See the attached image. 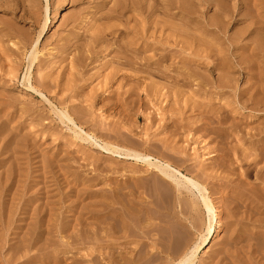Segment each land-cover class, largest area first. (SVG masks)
<instances>
[{"label": "bare ground", "instance_id": "bare-ground-1", "mask_svg": "<svg viewBox=\"0 0 264 264\" xmlns=\"http://www.w3.org/2000/svg\"><path fill=\"white\" fill-rule=\"evenodd\" d=\"M72 1L84 2V0ZM91 1L94 5L100 1V6L97 4L94 7L99 12H103L100 10L103 9L106 2L102 1L105 0ZM232 1L114 0L113 5L102 14L107 20L106 23L92 26L90 22L89 28L81 27L85 19L84 11H81L65 20V28L70 27V29L64 38H60L65 46L62 44L59 49L66 54L62 59L69 60V68L66 69L68 65L63 68V72L68 71L64 76V83L61 77H53L52 65L42 61L39 56L41 40L49 34L52 25L49 16L50 7L46 6L45 16L38 25L39 31L36 37L34 36L33 39L29 37L30 40L28 39L23 51V62L27 58L26 87L29 91L42 96L51 106L56 119L79 143L77 153L84 157L70 155L71 153L64 150L62 154L66 152L67 157L60 158L62 161L70 160L72 163V160L83 159V162L94 167V171L103 172L104 175L106 172L126 177L124 184L117 182L116 179L109 183L111 187L103 197L105 201H100L105 211L92 209L91 206L95 202L92 199L90 204L87 203L89 205H82L83 203L77 200L78 203L71 202L68 206L73 213L64 217L60 225L57 222L59 228L57 231L60 230L62 234L72 230L69 235L72 242L92 245L89 248L90 254H86L88 251L79 253L86 254L85 258L88 257L84 260L82 258L80 264L81 262L94 264L96 259L95 256V259L93 257L94 253L107 254V264H250L255 251H262L261 254L264 252V7L259 8L256 2L253 4L250 0L234 1L233 4ZM3 4L7 6L8 2L0 0V8L4 7ZM251 6L255 9V14L251 12ZM209 9L214 10L212 15L207 16L205 10ZM160 14L163 17H160ZM115 21L119 22L118 25ZM172 21H177L179 24ZM235 24L240 28L237 27L232 34H229ZM13 28L10 24H4L0 28V46L2 44L5 46L0 47L2 48L0 62L3 57L4 60L10 59L12 54L15 56L14 50L10 49L9 45H5L8 43L7 40L1 39L15 35L20 36V39L26 38L27 33L17 32ZM80 30L83 32H79ZM15 43L13 42L12 46L17 48L19 45ZM20 49L21 47H18L17 50ZM100 55L102 60H107L96 74H88L89 65L100 59ZM13 58L16 60L15 57ZM0 67L2 69L3 65ZM10 69L12 75V67ZM48 69L50 71L42 74L44 76L40 81L38 79V82H35L39 83L42 90L47 91L46 93L52 91L53 85L54 91L58 94L73 93L72 99L77 100L76 104L70 107L66 100L57 99V96L46 98L39 89L40 86L39 88L38 85L34 86V70ZM242 71H246L249 78H246L245 87L242 86L240 89L238 82L241 80ZM96 80H99L98 84L92 87L90 92H85L84 90L91 87ZM105 93L108 95L103 97ZM98 104H101L100 109L111 112L112 120L114 117L118 120H110L107 123L108 118L110 119L109 113L105 121L95 119L96 113L93 110L98 108ZM81 117H88L89 120ZM248 118L252 120L249 122ZM253 118L257 119L253 120ZM141 119L146 122L142 127L139 124ZM244 125H248L249 128L243 127ZM134 137L139 138L141 142L134 140ZM23 139L21 144L24 142L25 147L28 140ZM212 143H215L214 146ZM13 144L12 140L6 142L0 150V156H4L0 160V179L3 174L6 175L4 186H0L2 191L0 223L6 217L9 226L16 211L22 212L24 221L33 220L35 217L36 222L34 228L30 225L33 231L30 238L24 241L27 243H23L20 239L21 245L16 246V250L12 247L14 250L12 251L10 248L14 252V257L9 256L10 259L1 260V263L14 264L15 257L19 258L20 253L22 258H25L20 264H33L40 258H37L38 255L36 256L35 253L33 255L36 257L28 256L30 248L34 247H31V238L36 237L34 241L39 242L43 237L42 234L53 237L52 233L56 227H53L52 220L46 217L51 216V211L48 210H51L50 206L55 202L50 201L52 196L49 195V191H45L41 199L29 196L18 210L16 208L13 210L12 206L6 204L7 201L3 196L7 195L15 179L10 169L20 159L18 156L20 142H17L15 147ZM86 144L99 148L101 156L132 161V167L119 164L112 166L110 162V166L102 167L101 165L104 164L100 163V156L96 158L87 153L83 147ZM191 145L198 146L193 148L192 154ZM47 159L40 160L38 166L37 172L41 173L38 175L41 178L53 167L51 165L55 168L61 166L58 157L50 156ZM4 164H9L7 170L3 167ZM235 165L244 168L243 173L240 172L242 177L254 178V184L247 186H251L250 189L242 186L240 183L243 181L242 177L240 178L242 181H239L240 184L237 183L239 186L236 187L232 185L230 177L226 176L225 173L237 171ZM64 172L68 173L66 170ZM92 179L80 180L83 187L87 184L85 187L87 194L91 191L89 187L94 183ZM99 179L101 181V176ZM67 180H65L66 184ZM210 181L212 186L209 190ZM28 190L30 189L24 190L22 195L24 198ZM224 190H229L230 197H227L226 201L222 198L224 200L222 208L227 210L234 222L230 224V233L227 229L226 233L229 235L226 237V234V238L222 239L219 250L215 254L213 252V259L218 257V261L214 262L216 259H212L213 261L209 263L201 262L197 254L203 246H208L222 229L223 220L221 221L220 210L216 204L218 201L215 202L214 195L221 194ZM80 192L79 187H73L70 193L81 198ZM39 200L42 202L40 207L44 208L40 213L39 207L32 209L33 204ZM83 200L87 201L86 198ZM242 208L246 209L244 210L246 213L240 214ZM247 209H251L249 213ZM252 213H256L259 217L255 219ZM188 221L192 228L200 233L195 241L189 238L191 232H187L188 227L185 224ZM11 222L13 224V220ZM93 223L96 227L92 226V228L90 225ZM103 224L106 225L105 236H102L103 232H101L104 230ZM21 235L23 236L20 234L18 237ZM45 239L43 237V240ZM69 241L67 239V242L59 245L66 248L65 254L74 250L70 248L75 244ZM57 242L55 240L54 243ZM34 243L33 245H37ZM47 243L49 246L52 245L50 238L47 239ZM62 256H57L60 257L59 261ZM66 258L70 259V257ZM46 261L47 259H42L37 262L46 264ZM77 261L74 260V264L79 262ZM53 262L55 261L52 260Z\"/></svg>", "mask_w": 264, "mask_h": 264}, {"label": "rangeland", "instance_id": "rangeland-1", "mask_svg": "<svg viewBox=\"0 0 264 264\" xmlns=\"http://www.w3.org/2000/svg\"><path fill=\"white\" fill-rule=\"evenodd\" d=\"M6 1L8 2L7 6H6V4H3L4 7L0 8V28L3 27L4 24H10V26L11 27H14L13 29H15L17 32H21V33L24 32V33H27V35H26V38L24 37V38H21V39L19 38L20 36L17 37L15 34H14L15 36H12L10 38L8 37V39H10L9 41H11L12 43L13 42H16L15 44L16 45L17 44L19 45V46H17V48H15L14 46H12L13 44L11 42H9L7 38L6 39H1V40H7L6 42H8V43H6L5 45L6 46L9 45L10 49L12 48L14 50V52H15L14 55L15 56H13V54H12L11 57H10V59H4L7 64L3 60V58H5V57H3L1 59V62H0V66L3 65L2 69L4 68L2 70L1 67H0V150H1V147H3L6 142H10L12 140V142H14V144H15V145L13 144V147L16 146V143L17 142H20V144H19L20 145V152H19L20 155H18L20 157V159L18 161H16L15 164H13L12 167H11V169H10V171L12 173H14V175H15L14 178L15 179L13 180V184L10 186L8 192L6 193L7 195H9L11 193L12 196L9 195V197H7V195L4 194L3 198H4V200L7 201L6 204L9 207L12 206L13 210H15V208H16V210H18L22 206L23 202L25 200H27V198L29 196H30V198L31 197H35V198L37 197V198L41 199L43 197V193L45 191H49V193H50L49 195L52 196L51 197L52 200H50V201H54L55 204L50 206V209L51 210H48V211H51L50 212L51 213V216H47L46 218L51 219L52 220L53 227H56V228H54L53 233H52L53 234L52 236L54 238L51 237V236L49 237L47 234H42V235H43L44 239L46 237L50 238L52 245L51 246L48 245V243H47V239L48 238H46L45 240H43V237H42V239L40 240L42 242V244H41L40 241L39 242H35L34 241V239L36 237H34V238L32 237L30 244H31V247H33V246L34 247L33 248H30L31 251L29 252L28 256L30 255V256L36 257L38 255L37 258H40V260H42V259H45L46 260L47 259L46 264H49V263L50 264H55V262H56V264H59V263L60 264H63V263H65V264H72L73 263L74 264V262H73L74 260H75V262H76V260L79 261V262L77 261L78 263H75V264H80V261H82V258H83V260L84 259H88V257L85 258L86 257L85 255L86 254L87 255L90 254L91 251H90L89 248L92 245L91 244L90 245L89 244L88 245L87 244L86 245H81V244H79V242H76V243L72 242L71 241L72 239L69 238V235H71L70 232H72V230L69 231L68 233L64 232L63 234H65V235H63L62 232H60V230L57 231L59 229L57 227L58 223L60 225V222L62 221V219L64 217H67V216H69V215H71L73 213V212H70V209L68 208V206L71 204V202L78 203L77 200L81 201L80 203H83L82 205H84V204L85 205H89L90 202H91V199H92L93 201L96 202V205H94L95 202L92 201L93 202V206H91L92 209H94V210H104V207L100 205V201L101 200L102 201H105V198H103V197H105L104 195L106 194V192L108 190H110V187L111 186L109 187V185H110L109 183L112 182L111 180L115 181V179H116L117 182H119L121 184H124V182L126 181L125 180L126 177H122L120 175L119 176H116V175H112L111 173H106V172H105V175H104L103 172L94 171L93 170L94 167L92 165L90 166L85 161L83 162V159L72 160L74 163L73 162L71 163L70 160H64V161H62L60 159L62 157L63 158L67 157L66 152H64L62 154V152L64 150L67 151V153H71L70 155H74V156H78L79 155L80 156L81 154H78L77 153V151H78L77 150V147L79 146V143L75 139V137L73 136V134L68 129H66V127L59 120L56 119V117L52 113L51 106L47 102H45V100L42 98V96L37 95V94H35V93H33V92H31V91H29L27 89L26 83H25V74H26V71H27V58L23 62V59H24V57H23V53L24 52L23 51L25 49V45L28 44V41L30 40V38L33 39L34 36L36 37V35H37L38 31H39V26L38 25H40L41 21H43V17L45 16L44 10L46 9V6L49 5V7H50L49 16L52 19V25H51L49 34L46 36L45 39H42L41 40V47H40V50H39V56L42 58V59L40 58L42 61H45L46 63H50L52 65L53 77H55V78L61 77L62 83H64L65 81L63 82V79H64V76L67 75L68 71L66 70L65 72H63V68L66 65L69 64V60L63 61L62 58H65L66 57V54H64L59 48H60V46L62 44L65 46L64 41H62V40L60 41V38H64L68 34V29H70V27H68V28L66 27L65 28V24H64L65 23V20L67 18L73 16V15H77L81 11H84L83 17H85V19H84V22H83V24L81 26L82 28L83 27L89 28V23L90 22H91L90 24L92 26L93 25H96V26L103 25V24L106 23L107 20L102 17V14L104 12H106L113 5L114 0H105V1H102L104 3L105 2L107 3V4L105 3V5L103 6V9L100 8V9H102L100 11H103V12H99V10L97 8H95L97 6V4L100 6V4H99L100 1L97 4H95L96 6L93 4V2L91 0H84V2H75V1L73 2L72 0H6ZM234 1H242V0H233L231 3L232 4L235 3ZM252 1H253V4H255V2H256L257 3V6L259 8H263L264 7V0H250L251 3H252ZM81 3H84V4H81ZM239 4H241V3H239ZM253 4H251V5H253ZM8 5H10V6H8ZM104 7H106L105 8L106 10H104ZM5 8H7V9H5ZM252 8L253 7L251 6L250 7V10ZM213 10L214 9H212V10L211 9L205 10V12H207V16L212 15ZM175 12H177V11H175ZM251 12L254 13L255 12V9H252ZM128 15H131V14H128ZM160 17H163V16L160 14ZM34 20H35V22H34ZM115 22L117 23V24L116 23L115 24L118 25L119 22L118 21H115ZM172 23H176L177 24L178 22L177 21H172ZM132 24H133V22H132ZM233 27H234L233 30H230L231 32H229V34H232L234 32V30L237 29V27L240 28V26L238 24L237 25L235 24ZM82 30H80L79 32H83ZM17 41H18V43H17ZM0 47H5V46L2 44V46H0ZM18 47L19 48L21 47L20 51L17 50ZM224 47H225V45H224ZM1 49L2 48H0V50ZM15 50H17V51H15ZM18 51H19V53H18ZM49 53H52V55H49ZM238 53H241V51H238ZM1 54L2 53L0 51V55ZM16 55H19V56L16 57ZM13 57H15L16 60H14ZM11 60H13L12 62H14L13 65L11 63ZM105 60H107V59H103L102 60V56L100 55V59L98 58V60L96 62H94V63H92V64L89 65V67H88V70H89L88 71V74L89 73L90 74L91 73L96 74L97 71L102 66V64L105 62ZM3 62L5 64H2L1 65V63H3ZM17 63L20 64L21 66L18 65ZM14 65L16 67H14ZM11 67H12V71H13V72L11 71L12 72V75L9 72L11 70L10 69ZM15 68H17V69H15ZM68 68H69V65L67 66L66 69H68ZM49 71H50V69H48V70H42V71L34 70V74H33V77H34L33 78L34 79L33 80V84H34L35 87H37V85H38L37 88H39L40 85H39V83L38 84L36 83V82H38L37 80L39 79V81H40V78L42 76H44L42 74H46ZM16 72H17V74H16ZM73 72H75V70H73ZM242 72L243 73H242V76H241V80L238 82L240 89H242V86H244L246 84L245 83V81L247 80L246 78L247 77L249 78V75H248V73L246 71H242ZM85 78H87V77L85 76ZM154 79H155V81H159V80H156V78H153V80ZM98 82H99V80H96L95 82L92 83L93 85L91 87L87 88V90L85 89L84 91L85 92H90L91 88L92 87H95L98 84ZM82 83L83 82H81V84ZM53 87H54V85L51 87L52 88V91L50 93L49 92L46 93L47 92L46 90L43 91L42 88H41V86H40L39 89L45 94L46 98H49V97L52 98V97L57 96L58 97L57 99H64V100H66V103L69 106L72 105V104H76L77 100L76 99H72L73 93L71 94V93L66 92V93H59L58 94L57 91H54L55 90V87L54 88ZM62 95H63V98H62ZM107 95L108 94L105 93L102 96L104 97V96H107ZM77 105H79V104H77ZM100 106H101V104H98L97 105L98 108H95L93 110L96 113V116H94V117L98 121H101V120L102 121H105V119H107V117H109L111 115V112H106L104 109H100ZM40 117L42 118V121H41V118ZM81 118H83L84 120L87 119V121L89 120L88 117H85V118L84 117H81ZM144 119L145 118H143V120ZM256 119L257 118H253V120H256ZM110 120H112V116H110V119L108 118V121H106V122L108 123V122H110ZM114 120L116 121V120H118V118L114 117ZM114 120H112V121H114ZM143 120L141 119L140 122H139V124L141 125V127L146 124V122H145L146 119H145L144 122H143ZM251 120H252L251 118H248L247 121L250 122ZM38 125H39V128H38ZM248 125H246V126L244 125L243 127H248L249 128L250 125L249 126ZM256 125H257V123H255V126ZM253 127H254V125H253ZM39 130H41V131H39ZM35 132L36 133H39V134H36ZM59 137H61V138H59ZM13 138H14V140H13ZM23 138H25V139L28 140V144L25 147H24V144H23L24 142L21 144V141H24ZM133 139L134 140H137L138 142H141V140L139 138H137V137H134ZM74 141H76V142H74ZM30 142H32V144ZM213 144H215V143H212V145ZM83 147H84V149L86 150L87 153H90V155H93L96 158L100 156V159L99 158L98 159L101 161L100 162L101 164H104V166L101 165L102 167H105L106 165L108 166L110 163H111L110 165H112V166H114L115 164H117V165L119 164L121 166H124V167L126 166L128 168L129 167H132V164H133L132 161H122V160H118V159H115V158L114 159H110V158H108L106 156H101V154H100L101 152L98 150L99 148H97L96 146L91 147V146H89V145L86 144V145H83ZM195 147L198 148V146L191 145V149H190V153L191 154L193 153V148H195ZM38 151L40 153H43L45 155V157H44V155H41ZM74 151H75V153H74ZM8 154H10V153H8ZM46 154H47V156H46ZM50 156L53 157V158L54 157H58V159L61 160V163H59V165H61V166H58V168H61V169L59 170L58 168H55L54 165H51L53 167L50 170H47L46 173H44L45 174L44 177L41 178V177L38 176L41 173L40 172H37L38 171V168H39L38 166H40V160H42V159L48 160L47 158H49ZM3 157H4L3 155L0 156V160H2ZM39 157L41 159H39ZM68 157H70V156H68ZM83 157L84 156H80L79 158H83ZM105 161H107V162H105ZM81 162H83V165L81 164ZM208 162H210V161L208 160ZM71 164H73V165H71ZM74 164H76V165H74ZM6 165H7V167H6ZM8 166H9V164H4L3 167L7 170L9 168ZM68 166H71V167H68ZM235 167H236V170L238 172L237 171H234V172L232 171L230 174L225 173L226 176H229L230 177L229 179L232 180V183H233L232 185L238 187L239 186L238 184L242 183V186H244V187H247L248 185H251L252 186L254 184V180H253L254 178H252V179L251 178L246 179V178L242 177L241 174L243 173L244 168L238 167L237 165H235ZM239 168H240V170H239ZM63 169H64V171L66 170V172H68V173H65L63 171ZM240 172H241V174H240ZM237 173H238V175H237ZM72 174L74 176H72ZM108 174H109V176H108ZM4 175L5 174H3V177H2L3 179L2 178L0 179V186L1 187L4 186V184L6 182V180H5L6 179V175L5 176ZM91 175L94 176L93 177L94 179H92V176ZM110 175H112L111 178H110ZM21 176H24V177H21ZM28 176H30V177H28ZM84 176H86V177H84ZM97 176H99V177H97ZM100 176H101V181L99 179ZM115 176H116V178H115ZM222 176H223V174H222ZM4 177H5V179H4ZM75 177H77V178H75ZM81 177L83 179L85 178V179H92V180H94V183H92L93 185H91L89 187V189L91 191L88 192V194L85 193V192H87V189L85 188L87 186V184H86V186L83 187L81 185L82 183H80L81 182L80 180H83ZM241 177H242V180L244 181V184L246 186L243 184V181L240 179ZM78 178L79 179L81 178V179L78 180V181H75V179H78ZM49 179H51V180H49ZM98 179H99V181H98ZM102 179H104V180H102ZM65 180H67L68 181L67 184H70V185H67L65 183ZM120 180H122L123 183ZM239 181H242V182L239 183ZM42 182H43V184H42ZM105 182H107V183H105ZM64 183H65V185L67 187L64 185ZM13 185L16 188H14ZM72 186L75 187V188H78L79 187V189L81 191L79 195L82 196L81 198L78 197V196H74V193H70L71 190L73 191V187ZM211 186H212V182L210 181L208 183L209 190L211 189L210 188ZM251 186H249V187L251 188ZM44 187H45V189H44ZM249 187H247V188L250 189ZM26 188H28L30 190H28L29 192L27 193L26 197L24 198L22 195H23V192H24V190ZM105 188H106V191H105ZM101 189H103V190H101ZM239 190L241 191L242 188L239 189ZM77 191H79V190H77ZM1 192L2 191L0 189V202H1ZM92 192L94 193V195H93ZM101 193H103V195ZM228 194H229V190H224V192H222L221 194L214 195L216 198L213 196L214 199H215V202L218 201L216 204H218L217 207H218V210H220V218H221V221L223 220L221 222L223 225L221 227L222 229H221V232L219 233V235L215 239H213L212 242L208 246H206V245L203 246L201 248V250L199 251V253L197 254V257L199 258V260L201 262H204L205 261L206 263H209V262H211V261H213L215 259H216V261H214V262H217L218 261L217 260L218 257L217 258L215 257L213 259V255L219 250L220 245L222 243V239L223 238L225 239L229 235V233L231 231L230 230L231 229L230 228V224L234 222V219L231 218V215L227 212V210H225V209L222 208L223 207V204H224L223 201L224 200L226 201L228 199L227 197H230V194L229 195ZM98 197H100L101 199L98 198ZM83 198H86L87 201H84ZM222 198H224V200ZM53 199H55V200H53ZM45 201H47V200H45ZM12 202H14V204H11ZM221 202H222V204H221ZM87 203H89V204H87ZM41 205H42V202L39 200L38 202H36V203L33 204L32 209H34L36 207H39V211L38 212L40 213V211L44 209V208L40 207ZM67 210L69 212H67ZM244 210L246 211V209L242 208L241 209L242 212L240 211L241 212L240 214H242L243 212L246 213ZM250 210L247 209V213H249ZM16 213H18L19 215L16 214ZM20 213H21V215H20ZM60 213H61V215H60ZM225 214L228 215L229 217H227ZM64 215H66V216H64ZM52 216H53V218L55 220L52 218ZM253 216L255 217V219L259 217L258 215H256V213H254ZM23 218L24 217L22 215V212L21 211H16L15 214L13 215V217H12L13 224L11 222L12 220H10V223H9V226H8L7 225L8 223L6 221V219H7L6 217H4L3 220H2V223H0V238L2 237L0 239V252H1L0 253L1 254L0 255V264H2L1 263V260H5V259H10L11 258L9 256H12L13 255V253H14V252H12V251H14L13 248L15 249L19 245H21L20 244L21 241H23V243H27V242H24V241H26V238L27 239L30 238V235H31V233L33 231L32 228L30 229V225H32L31 227L34 228V224L36 222L35 217L33 218V220L27 219L26 221H24L25 218L24 219ZM15 219H21V220H15ZM33 221H34V223H33ZM46 221H47V219H46ZM88 221L91 222V223L93 222L92 220H88ZM96 222L97 221H94V223H96ZM94 223L91 224L90 226L91 227L92 226L93 227H96V225ZM224 223H226V224L224 225ZM185 224H186V227H188L187 228L188 230L186 229L187 232L188 231H189V233L191 232L190 234L193 236V237L190 236V234L188 233L189 234V238H191L193 241H195L196 238L198 237V235L200 233L192 228L191 223H189V221L188 222H185ZM104 225L105 224L102 225V227H104V230L101 231V232H103L102 233V236H105V234L107 233V231H106V225L105 226ZM227 229L229 231H227ZM19 230H21V231H19ZM226 231L229 232V233H226ZM254 231H259V230H254ZM8 232H12L13 234L12 233L9 234ZM20 234H23V236L21 235L20 237H18ZM11 235H13V237ZM25 235H27V237H25ZM225 235H226V237H225ZM67 236H68V238H67ZM52 238L55 239L56 241H58L56 243L57 246L54 243L55 240H53ZM20 239H21V241H20ZM67 239H68V241L70 240L69 242H71L72 244H75L74 246L72 245V248H70V249H74L76 252L73 250V251L68 252V253L65 254L66 248L59 247L60 243H63V242L65 243V241L67 242ZM9 240H11V241H9ZM33 243L34 244H37V245H33ZM43 243H46V244L44 245ZM76 244H78V245H76ZM3 247H5V248H3ZM37 247L39 248V250L40 249L41 250L39 251ZM55 247L57 249H55ZM73 247H75V248H73ZM77 247L79 249H77ZM10 248L12 249V251H11ZM35 248H37V251H36ZM81 248H84V249H81ZM60 249H61V251H60ZM51 250L53 251V253H52ZM78 250H79V252H78ZM47 251H49V252H47ZM50 251H51L52 254L50 253ZM57 251H58V253H55ZM23 252H25V251H23ZM41 252H42V254H41ZM62 252H64L63 253V256H62ZM77 252H78V254H77ZM104 252H106V250ZM213 252H214V254H213ZM261 252L262 251H258V252L255 251L254 252L253 255H255V256H253L254 258L252 257V262L250 264H264V252L262 254H261ZM34 253H35L36 256L33 255ZM49 253H50V255H49ZM79 253L80 254L86 253V254L80 255ZM5 254H7V255H5ZM44 254L47 255V256H45ZM68 254H71L73 257L70 256V255H68ZM96 254H98V255L96 256ZM21 255L22 254L19 253V256H18L19 258H17V256L15 257L18 260L15 259L16 262L14 264H20L21 263V260L24 261L25 258H22ZM103 255H106V256L103 257ZM57 256H62L63 258L64 257L65 258L66 257H70V259L73 258V260H70L69 258H66L67 259L66 260L64 258L67 261V262H65V260L61 257V260L59 261L58 259H60V257H57ZM80 256H82V257H80ZM94 256L96 257V259L97 258L98 259L96 260ZM107 256H108L107 254H101L100 255L99 253H94V255H93V257L95 259L94 261L97 262V263H95L93 261L94 264H101V263L102 264H107L108 263V258H106ZM12 257H14V255ZM207 257L210 259V260H208V262H207V259H208ZM51 259L53 261H55V262L52 263V260ZM40 260L37 259V261H39V262H40ZM18 261H20V262H18ZM68 261H69V263H68ZM99 261H100V263H99ZM259 261H261V262H259ZM36 262L33 263V264H41L39 262H37V263ZM42 264H45V262L42 263ZM81 264H83V263L81 262Z\"/></svg>", "mask_w": 264, "mask_h": 264}]
</instances>
